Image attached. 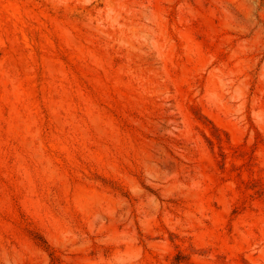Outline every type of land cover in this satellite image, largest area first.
<instances>
[{
  "label": "rangeland",
  "instance_id": "obj_1",
  "mask_svg": "<svg viewBox=\"0 0 264 264\" xmlns=\"http://www.w3.org/2000/svg\"><path fill=\"white\" fill-rule=\"evenodd\" d=\"M0 264H264V0H0Z\"/></svg>",
  "mask_w": 264,
  "mask_h": 264
}]
</instances>
